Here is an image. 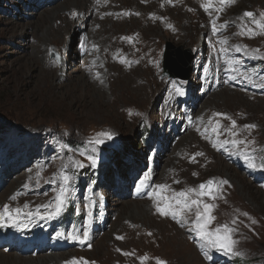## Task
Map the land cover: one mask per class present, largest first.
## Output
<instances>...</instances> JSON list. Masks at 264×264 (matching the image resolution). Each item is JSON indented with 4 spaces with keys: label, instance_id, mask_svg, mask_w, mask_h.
<instances>
[{
    "label": "rangeland",
    "instance_id": "rangeland-1",
    "mask_svg": "<svg viewBox=\"0 0 264 264\" xmlns=\"http://www.w3.org/2000/svg\"><path fill=\"white\" fill-rule=\"evenodd\" d=\"M76 1L0 0V207L27 203L35 211L55 195L61 174L72 178L59 218L34 220L25 230L0 228V264H55L52 254L59 256L56 264L73 258L141 264L142 257L144 264H264V170L249 169L201 135L214 112L227 114L240 129L256 125L240 138L255 141L250 147L257 149V163L264 158V87L254 86L264 82V59L235 51L239 45L264 56V35H236L239 18L245 11L258 18L264 0L226 6L217 24L228 26L217 35L210 23L217 13H206L203 0ZM224 38L229 57L254 84L231 80L223 70L217 41ZM166 44L192 52L187 81L161 77ZM217 119L230 127L222 117L213 123ZM101 132L112 139L88 143ZM229 138L221 129L219 139ZM197 152L203 155L191 162ZM89 154L96 157L94 167ZM71 161L85 167L77 171ZM149 171V183L168 185V195L209 179L227 181L216 200H203L215 205L210 228H235L232 238L242 255L204 248L190 230L194 214L186 225L159 215L153 200L136 191ZM89 212L84 245L56 238L79 229Z\"/></svg>",
    "mask_w": 264,
    "mask_h": 264
},
{
    "label": "snow or ice",
    "instance_id": "snow-or-ice-1",
    "mask_svg": "<svg viewBox=\"0 0 264 264\" xmlns=\"http://www.w3.org/2000/svg\"><path fill=\"white\" fill-rule=\"evenodd\" d=\"M171 3V0H169ZM235 0H203L201 8L209 13L216 12L217 15L214 18H210L212 31L214 35L225 29L228 25L227 22L224 24H217L219 19V13L223 12L226 6H230ZM99 4L100 0H96ZM216 5H219L217 7ZM191 11V9H189ZM111 14V13H109ZM126 14V13H125ZM119 15V14H117ZM76 13H73V17ZM244 18H247L246 20ZM240 25L238 26V32L236 35L247 36L249 39L254 38L256 35H264V12L259 14L257 18L256 14L250 11H245L242 17ZM123 39V38H122ZM131 42V38H128ZM220 45L219 56L225 65L224 71L229 74V79L236 80L242 79L246 82L253 83V78L247 75L239 67V61L234 58H230L229 48L227 47L228 41L226 38L217 41ZM215 52V48L213 49ZM235 51L240 53L243 52L246 56L251 58H261L264 56L260 55L259 49L249 50L246 47L237 45ZM209 71L208 67L205 66V73ZM264 81V77L261 78ZM254 86L264 87V82ZM178 95H183L181 89L176 88ZM222 117L224 120L230 121V127L224 128L220 121L217 119L213 123V118ZM202 120V118H200ZM208 126L205 127L204 132H201L202 137L209 139L214 148L217 150L224 149L232 156H238L243 159L245 165L249 169L264 170V158H259L260 162L257 163V155L255 154L257 149L250 147L255 143L254 140H249L246 137L240 138L241 131H246L249 134L256 128L254 124H246L242 129L238 128L237 123L234 119L227 116V114L216 113L212 114V117L208 120ZM221 129L224 133H227L229 139L220 140ZM200 131V129H197ZM215 134L216 139H212V135ZM105 139L111 140L112 134L108 132H101L97 134V137L88 141L91 145H101L105 142ZM95 151V148H93ZM264 151V149H261ZM81 155H85L81 153ZM203 153H195L191 159V162L195 161L196 156H202ZM89 163L94 167L96 165V157L89 154L85 157ZM71 167L75 170L82 169L85 165L79 161H71ZM195 175V173H194ZM40 173H36L37 184L39 183ZM71 177L66 174H61L59 186L56 190L55 195L52 199L42 205H38L35 211H30L29 205L24 204L23 208H11L9 204H4L0 207V228L11 227L17 230L27 229L34 220H53L59 218L66 209L69 203V197L71 195ZM151 180L150 171L146 172L143 178L139 181L136 191L137 193H145L149 199L153 200V205L156 212L163 217H171L182 225L189 223L188 215L194 214L195 219L191 221L190 230L194 233L195 237L202 242L204 248L208 250H215L225 256H240L242 253L236 250V241L232 238L235 228L230 227L227 224L218 225L215 228H210V225L215 220L212 212L215 208L214 204L205 203L203 198L208 197L210 200H216L218 198V192L221 184H226L227 181L217 182L213 179L207 180L205 183H201L197 188H187L182 191H173L171 195L166 194L170 189L166 184H150ZM178 183V181H176ZM25 189L29 188V184H24ZM20 193H16L9 197L10 200H16ZM246 215V214H245ZM91 212L88 213V218L84 220L83 224L79 229L73 227L72 230L66 232H57V239H66L69 242H78L80 245H84L90 239V225H91ZM236 221H233L235 224ZM116 239H123V237H116ZM91 245H89L90 247ZM117 251H120L117 249ZM128 256L129 253H122ZM147 257L141 258V264ZM66 264H89L87 261H78L73 258ZM155 264H167L166 261L156 259Z\"/></svg>",
    "mask_w": 264,
    "mask_h": 264
},
{
    "label": "water",
    "instance_id": "water-1",
    "mask_svg": "<svg viewBox=\"0 0 264 264\" xmlns=\"http://www.w3.org/2000/svg\"><path fill=\"white\" fill-rule=\"evenodd\" d=\"M191 60V51H182L181 48L175 49L172 45L166 44L162 55L161 77H166L167 79L187 81L191 71Z\"/></svg>",
    "mask_w": 264,
    "mask_h": 264
},
{
    "label": "bare ground",
    "instance_id": "bare-ground-1",
    "mask_svg": "<svg viewBox=\"0 0 264 264\" xmlns=\"http://www.w3.org/2000/svg\"><path fill=\"white\" fill-rule=\"evenodd\" d=\"M76 4H79V5H82V4H84L83 3V0H77L76 1ZM85 5V4H84ZM83 5V6H84ZM142 11V10H141ZM144 11V10H143ZM233 204H234V202H233ZM233 206V205H232ZM235 206H236V204H235ZM238 209H239V207H238ZM146 210H147V208H146ZM240 210V209H239ZM140 211H143V209L142 210H140ZM139 210H138V208L136 209V207L134 208V212H140ZM234 211H235V209H234ZM233 211V212H234ZM224 212V211H223ZM242 213V211H240V214ZM244 215H245V219L247 220L246 222H252L253 221V225L255 226V225H257V223H256V221L255 220H252L251 219V214L249 213H243ZM236 215V214H235ZM239 220V219H238ZM240 221V220H239ZM241 226V225H240ZM255 228V227H254ZM14 238H12V240H13ZM54 246L56 247L57 246V244L56 243H54ZM51 251H54V252H56L57 251V248H52V250ZM15 259H17V258H15ZM53 263H55L56 264V262L59 260V256H58V254H52V256L49 258ZM42 262V261H41ZM12 264H16V263H12ZM50 264H52V263H50Z\"/></svg>",
    "mask_w": 264,
    "mask_h": 264
}]
</instances>
